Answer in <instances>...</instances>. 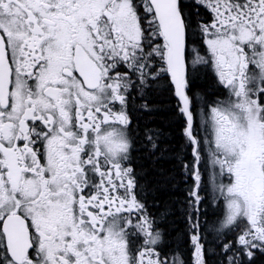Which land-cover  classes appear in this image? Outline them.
Here are the masks:
<instances>
[{"label":"snow or ice","instance_id":"snow-or-ice-1","mask_svg":"<svg viewBox=\"0 0 264 264\" xmlns=\"http://www.w3.org/2000/svg\"><path fill=\"white\" fill-rule=\"evenodd\" d=\"M0 264H264V0H0Z\"/></svg>","mask_w":264,"mask_h":264}]
</instances>
